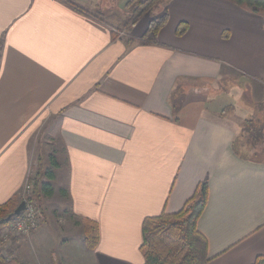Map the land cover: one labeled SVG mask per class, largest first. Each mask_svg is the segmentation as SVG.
<instances>
[{"label": "crops", "instance_id": "obj_1", "mask_svg": "<svg viewBox=\"0 0 264 264\" xmlns=\"http://www.w3.org/2000/svg\"><path fill=\"white\" fill-rule=\"evenodd\" d=\"M142 1L0 0V204L23 196L35 135L52 122L54 181L69 205L56 232L43 221L21 237V263L38 246L46 264H144L145 218L181 210L204 180L208 264L264 255V147L241 137L245 120H264V100L234 95L222 108L206 87L238 74L264 89V15L229 0H167L158 43L140 44L164 11L118 28ZM86 219L99 226L95 248Z\"/></svg>", "mask_w": 264, "mask_h": 264}, {"label": "trees", "instance_id": "obj_2", "mask_svg": "<svg viewBox=\"0 0 264 264\" xmlns=\"http://www.w3.org/2000/svg\"><path fill=\"white\" fill-rule=\"evenodd\" d=\"M246 10L264 15V0H229ZM155 3V0L142 1L131 20V24ZM74 8L83 11L82 6L74 4ZM168 13L164 11L159 17L152 19L147 33L138 40L140 44H156L157 35L162 26L167 22ZM188 25L183 22L177 29V34H183ZM114 38L116 35H113ZM133 40L132 38L129 39ZM264 108V105H263ZM263 111V109H262ZM242 142L250 147H264V121L260 117L247 119L242 125ZM241 144V143H239ZM54 157V156H53ZM54 167H59L57 158L54 157ZM51 178L55 177L54 171H48ZM36 182V177L30 178ZM48 193H52L53 186L46 183L43 186ZM32 198V197H31ZM208 201V182L202 181L194 195L187 200L184 207L175 212H162L160 215L145 218L143 222V242L141 252L144 264H208V243L206 237L198 230V220L202 215ZM17 199H11L0 204V229L10 223L1 221L12 211L9 208L16 206ZM16 208V207H15ZM13 208V209H15ZM16 218V217H15ZM12 219V221L15 220ZM11 221V222H12ZM85 243L89 248H95L99 242V226L90 219L83 222ZM0 264H24L17 257H8L0 248ZM253 264H264V255H258Z\"/></svg>", "mask_w": 264, "mask_h": 264}, {"label": "rangeland", "instance_id": "obj_3", "mask_svg": "<svg viewBox=\"0 0 264 264\" xmlns=\"http://www.w3.org/2000/svg\"><path fill=\"white\" fill-rule=\"evenodd\" d=\"M166 2L167 0H155L153 7H151L150 9L148 8L147 10H145V12H149L151 14L153 11L158 9H161L163 12L165 10ZM132 8L134 7H126L125 9L131 11ZM137 8L138 7H135L134 9ZM122 9V11H126L124 10V8ZM115 14H121V9L116 11ZM141 15L139 17H141ZM135 16H138V13L134 12L133 10L132 15L123 20V23L121 22L120 25L122 26V28L119 27L118 29L124 31V29L128 28L131 25L130 21L133 20ZM123 35L125 36L126 32H124ZM246 79L247 78L241 77L238 74L236 76H231V74H228L226 77H222L215 82L213 81L211 83H207L206 87H209L211 92L219 94V102H223V105H221L222 108H224L228 104L229 97L232 98L234 95H242L243 97H245L244 99H246V101H253V103H255V106H257L258 102H263L264 100V89H262L263 86H261V84H255L254 81L250 82ZM258 113L260 114V112ZM261 113L262 115H264V112ZM51 123L48 122L47 124L45 122V124L43 125L45 126L44 131L39 132L37 135H35L34 138V142H37V148L39 150L36 164L32 168V174L30 175L31 177H36L37 184L32 180L30 182L31 184L27 182L32 186V189L28 191V189L25 187L23 196L17 198L16 206L22 200L26 199L29 204H33L35 206V211L39 216V225H42L43 221L47 222L49 230L51 232H56L57 229H59V223H63L65 222V219L69 218V215L64 211L65 206L69 208V205L67 204L63 189L58 186V182L54 181L55 177L51 178L48 173V171H54L55 176L56 173H60V169H58L59 167H54L53 165L54 157L56 158L58 153V139H52V135H50V133L48 132L49 130H46V127H49ZM43 137L45 138L43 139ZM61 166L63 165L61 164ZM46 183H50L53 186L52 193L50 194L43 187ZM24 196L26 198L23 199ZM13 208H9V211L14 210ZM15 220H11L12 222L10 221V223L4 225L0 229V248H2L5 255L8 257H15V251L13 250H15L20 243L21 237L28 236L17 231V229L13 226L15 224ZM38 249V246H31L30 258L33 262L31 264H46L47 254L39 252Z\"/></svg>", "mask_w": 264, "mask_h": 264}, {"label": "built area", "instance_id": "obj_4", "mask_svg": "<svg viewBox=\"0 0 264 264\" xmlns=\"http://www.w3.org/2000/svg\"><path fill=\"white\" fill-rule=\"evenodd\" d=\"M28 182L30 183L31 180H29ZM29 183L26 184V188L28 189V191L32 189V186L30 185L31 183ZM24 198L26 197L24 196L23 199ZM39 224V216L35 211V206L33 204H29L26 200V208L23 212H21V215L16 217L15 224L13 226L19 233L29 235L39 227Z\"/></svg>", "mask_w": 264, "mask_h": 264}, {"label": "water", "instance_id": "obj_5", "mask_svg": "<svg viewBox=\"0 0 264 264\" xmlns=\"http://www.w3.org/2000/svg\"><path fill=\"white\" fill-rule=\"evenodd\" d=\"M26 208V200H22L16 208L5 218L1 219V221H11L13 218L18 217L21 215Z\"/></svg>", "mask_w": 264, "mask_h": 264}]
</instances>
